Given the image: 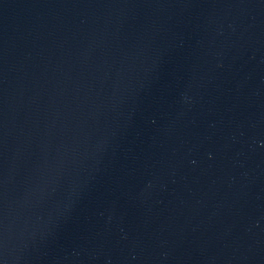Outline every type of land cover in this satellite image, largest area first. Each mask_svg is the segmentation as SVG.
<instances>
[{
    "label": "water",
    "instance_id": "95a60500",
    "mask_svg": "<svg viewBox=\"0 0 264 264\" xmlns=\"http://www.w3.org/2000/svg\"><path fill=\"white\" fill-rule=\"evenodd\" d=\"M233 45L264 142V0H222Z\"/></svg>",
    "mask_w": 264,
    "mask_h": 264
}]
</instances>
